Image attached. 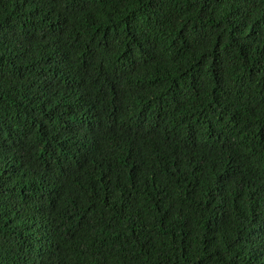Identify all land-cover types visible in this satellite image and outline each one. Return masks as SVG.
Instances as JSON below:
<instances>
[{
	"label": "trees",
	"instance_id": "obj_1",
	"mask_svg": "<svg viewBox=\"0 0 264 264\" xmlns=\"http://www.w3.org/2000/svg\"><path fill=\"white\" fill-rule=\"evenodd\" d=\"M0 264H264V0H0Z\"/></svg>",
	"mask_w": 264,
	"mask_h": 264
}]
</instances>
